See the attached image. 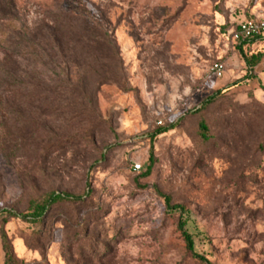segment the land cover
I'll list each match as a JSON object with an SVG mask.
<instances>
[{
    "label": "rangeland",
    "instance_id": "obj_1",
    "mask_svg": "<svg viewBox=\"0 0 264 264\" xmlns=\"http://www.w3.org/2000/svg\"><path fill=\"white\" fill-rule=\"evenodd\" d=\"M6 1L34 32H46L58 11L86 14L115 48L50 45L79 89L38 67L35 102L1 130L24 143L10 162L0 153V264L3 211L28 214L50 191L84 201L56 206L37 225L11 219L5 230L21 264H204L162 195L190 212L197 252L213 264H264V60L250 74L243 55L264 52V41L241 52L233 38L240 24L264 16V0ZM105 63L107 83L99 77ZM217 63L226 66L223 78L212 73Z\"/></svg>",
    "mask_w": 264,
    "mask_h": 264
},
{
    "label": "trees",
    "instance_id": "obj_2",
    "mask_svg": "<svg viewBox=\"0 0 264 264\" xmlns=\"http://www.w3.org/2000/svg\"><path fill=\"white\" fill-rule=\"evenodd\" d=\"M52 19V23L47 26L46 32H44V30L34 32L29 29L27 24L21 21L15 6H10L6 0H0V153L3 154L9 162L15 151L23 145L22 142L24 143V138L22 140L23 136L20 134L19 136L21 138L16 134H2L1 130L6 128L9 123L18 124L20 121L17 119L16 115L20 114L23 118L22 114L24 112L22 106L26 103L31 104L35 102V82L39 83L36 76L39 77V75L42 74L38 67L48 69V71L51 70L53 74H57L60 77L63 75L65 80L62 84L67 89H79L71 79V75L67 72V67L62 69L60 66L61 64L58 63L60 59L58 56L59 52H55V49L50 45L53 44L56 47H61L59 44L62 41L71 40L81 47L89 48L93 52L94 50L95 52L96 50L107 51L108 49L115 48V42L103 24L95 19H89L86 14L71 15V13L58 11L57 14L53 15ZM260 41L262 40L255 39L243 42L239 49L243 52V47L245 45L255 44ZM105 51H102L98 57L106 62V59L109 57L103 54ZM88 54H91L90 58H95L93 59L94 61L98 59L94 53L88 52ZM243 55L250 74H252L264 60V52L251 56ZM79 72L81 73L79 76L82 77V72ZM112 74L113 72L105 63L101 67V74L99 76L101 77L100 81L103 83L111 81L107 79V77L109 75L112 77ZM251 78L252 75L249 76V79ZM56 89L57 88H54L53 91L55 92ZM220 95L221 92H218L208 98L203 102L200 109L193 111V114L198 115L203 113L204 110L220 97ZM17 96H21L22 99L26 98L30 102L19 100ZM24 120L30 123V119L24 118ZM177 126L178 124H172L168 127L158 128L154 133L150 134L149 137L151 141H153L157 137L174 130ZM199 130L200 136L204 141L207 142L211 139L209 126L204 118L200 121ZM29 136L32 137V135ZM149 163L150 165L147 168V173L144 176H148L153 169L155 163L153 150L150 155ZM162 197L165 200L167 212L170 215L179 216L178 229L182 234L188 251L195 259H198L202 263L213 264L207 256L197 252L196 237L199 236V234H195L190 230L191 219L190 212L187 208L183 205L173 204L170 197L163 195ZM83 201V196L50 191L45 193L40 200L33 199L30 202V212L28 214H17L14 211L4 210L3 213L5 216L2 220L1 239L3 251L5 253V264H21L20 260L16 257L12 242L5 230V226L11 219H21L27 223L37 225L43 223L46 215L56 206L63 203H81Z\"/></svg>",
    "mask_w": 264,
    "mask_h": 264
},
{
    "label": "built area",
    "instance_id": "obj_3",
    "mask_svg": "<svg viewBox=\"0 0 264 264\" xmlns=\"http://www.w3.org/2000/svg\"><path fill=\"white\" fill-rule=\"evenodd\" d=\"M233 38L241 43L255 39L264 41V17L256 16L240 24L237 30L233 32ZM225 71L226 66L222 63H217L212 68V73L217 78H223ZM134 169L140 171L141 165L134 166Z\"/></svg>",
    "mask_w": 264,
    "mask_h": 264
},
{
    "label": "crops",
    "instance_id": "obj_4",
    "mask_svg": "<svg viewBox=\"0 0 264 264\" xmlns=\"http://www.w3.org/2000/svg\"><path fill=\"white\" fill-rule=\"evenodd\" d=\"M255 13H257V14H261L259 8H256V9H255ZM262 14H264V13H262ZM257 17H259V16H257ZM260 17H261V16H260ZM263 17H264V16H263Z\"/></svg>",
    "mask_w": 264,
    "mask_h": 264
}]
</instances>
